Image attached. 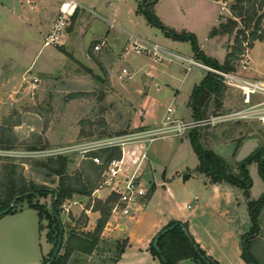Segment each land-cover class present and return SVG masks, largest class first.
Instances as JSON below:
<instances>
[{"label":"rangeland","instance_id":"1","mask_svg":"<svg viewBox=\"0 0 264 264\" xmlns=\"http://www.w3.org/2000/svg\"><path fill=\"white\" fill-rule=\"evenodd\" d=\"M5 1V7L13 6L16 9V16L31 13L25 1L22 7L18 1L12 4ZM80 1L83 9H80L71 35V44L62 46L70 53H62L58 45L45 47L44 38L36 35L34 30H23L19 22L9 17L12 14L3 9V0H0V139L7 142L2 144L3 147H12L0 148L3 150V155H0V171L3 162L14 160L28 180L51 187L57 185L51 184V179L48 180L45 172L36 164L40 158L16 155L157 128L158 124L152 123L160 121L173 98V89H179L185 77L183 72L178 76L180 82L175 85L165 72L169 70L165 69L168 62L156 61L132 49L130 35L135 33L151 43L175 50L173 45L164 40L159 29L150 26L151 35L146 30L133 26L131 12L144 0ZM159 1L158 15L163 13L167 17V10L172 7L173 1ZM176 1L184 10L191 11V20L195 21V13H199L197 0ZM57 2L61 3L62 0ZM232 2L223 3V8L230 9ZM42 7L37 6L38 11ZM219 13V8L216 7L213 15ZM221 15L220 28L223 33L228 34L231 41L240 25L232 26V19L226 11L221 12ZM198 29L200 38L196 35L197 40L203 42L209 28L205 26ZM218 30L221 31L218 27L213 30L215 36ZM107 33L109 44L104 40L98 41ZM96 45L102 46L99 54L103 65L110 72L114 86L108 76L97 68L95 61L90 70L77 63L73 57L74 55L85 61L86 51L89 47L94 49ZM180 46L178 51L183 56L192 57L191 43L182 42ZM7 55L12 60L9 61ZM153 61L159 69L155 72V80L150 81L145 88L141 76L147 73L145 68ZM196 61L203 63L197 58ZM250 64L253 68L264 71V41L255 46ZM130 67L134 69L132 79H120L122 70ZM189 75L190 83L196 75L202 76V73L192 67ZM156 82L163 86V90L157 89ZM128 85H131L132 91L125 93L133 102L123 98L119 92ZM188 87L186 84L185 88ZM185 88L180 89L176 105L180 113L178 119L182 121H188L186 110L181 108V99H185L188 94ZM142 90H145L146 96L141 95ZM225 94L228 97L222 103V108L212 110L210 116L230 114L243 107L238 91L226 87ZM144 110L147 111L146 122H150L152 126L144 125ZM194 130L199 132L197 146L225 157L234 174L239 173L237 157L246 142L256 141L258 147L264 146V126L257 121L228 120ZM188 134L190 133L181 136L159 135L152 142L128 144L124 149L127 154L126 166L120 178L131 175L144 155L139 178L142 186L149 192L146 207L141 211L135 210L134 221H131L132 218L125 221L127 218L123 220L122 217L111 216L94 253L89 256L75 253L68 264H139L140 260L137 258L142 253L152 255V240L173 221H185L186 224L182 223L188 227L192 239L199 241L205 254L210 255L217 264H248L242 255L246 239L251 259L257 264H264V209L258 216V234L253 237L255 230L248 206L249 201L258 200L264 193V181L259 175L258 163L253 162L247 166L252 180L249 198L244 190L230 183H226L230 187L227 191L224 187L216 192L204 193L201 191V183L195 178L184 182L185 175H196L200 164L196 145ZM186 135L189 142H186ZM69 158V173L73 176L89 162L79 152L69 155ZM177 173L181 174V183L168 190L162 187L166 179L177 177ZM96 187L98 189L93 197L77 199L76 205L67 202L62 207L60 221L64 224V242L70 232L68 226L78 232L92 231L96 227L97 220L91 219L88 212L96 207V199L106 200L111 192L103 185L102 178L96 183ZM220 193L223 194L222 198ZM51 202V197L39 196L32 201L33 204L44 206V214H48ZM231 204H240L241 214H236L239 210L235 211ZM245 206H248L247 211ZM29 207L28 201L20 202L16 206V212H22L0 220V264H42L52 256L58 241L55 224L52 219L47 218L42 220L40 228L37 213ZM85 212L88 219L83 217ZM124 221L127 222L125 233L119 227ZM127 233L130 247L122 256V250L129 241L126 239ZM121 256L123 259L117 262ZM156 262L161 263L157 257Z\"/></svg>","mask_w":264,"mask_h":264},{"label":"trees","instance_id":"2","mask_svg":"<svg viewBox=\"0 0 264 264\" xmlns=\"http://www.w3.org/2000/svg\"><path fill=\"white\" fill-rule=\"evenodd\" d=\"M213 1L223 3L233 1L229 9L233 17L230 23L234 27L237 25L236 20L240 23V28L236 30L234 43L229 46L228 54L223 63L206 56L201 51L197 37L194 34L186 32L178 33L166 26L154 10V6L157 4L158 0L142 2L139 6V13L146 18L150 26L159 29L166 37L174 41L190 42L196 58L201 60L204 64L225 72L234 71L236 63L240 60L244 52L247 49H252L256 42L264 41V0ZM75 17L76 15L72 18V23ZM225 91L226 87L222 81H220L216 75L207 73L203 81L198 86L194 87L190 97L189 107L193 111L194 119L202 120L208 118L211 103H214L216 108L215 111L221 109ZM198 135V130H193L190 133V139L196 145L195 150L200 161L197 172L209 176L211 182L214 184L222 182L230 183L244 190L245 195L249 198L252 180L249 176L247 166L253 162H257L259 175L264 181V146L258 147L253 154L244 161L237 162L239 173L234 174L224 157L214 151H206L202 147L197 146L196 138ZM6 143L7 142L0 139V146ZM0 148L10 149L12 147H3L2 145ZM96 155L98 154H90L89 157ZM101 155L104 157L105 163H108L112 159L120 158L122 152L119 148H110L103 150ZM86 160L89 162H87L85 168L74 174V176L69 173V164L71 162L69 156H56L37 160L36 164L38 167L45 172L48 180L51 179V181L49 180L51 184L57 185L56 187H51L47 184H38L33 180H28L23 174L20 165L16 164L14 160L3 162V167L0 171V213L5 210L9 211L3 215L1 219L5 216L18 213L16 212V206L20 202L28 201L30 203L29 208L38 213L40 228L42 220L47 218L52 219V222L55 224L58 233V241L56 242V247L50 259L44 261L42 264H48L53 259L54 252L58 246H60V250L51 264H68L75 253L87 256L92 255L112 216L111 212L117 201L116 195L111 194L103 201L96 199L97 205L91 209L92 212H98L100 214L96 227L92 231L78 232L71 228V226H68L70 232L64 242V224L60 221L62 207L76 197H93V194L98 189L96 183L101 178L103 179L105 172V166H98L91 159ZM36 196L52 198L53 205L52 208L49 209L48 214L43 213L44 206L32 203ZM16 198L17 202L15 206L11 208ZM248 206L255 230V235L253 237H255L259 229L258 216L262 209H264V193L258 200L249 201ZM83 217L88 219L86 212L83 214ZM163 232L165 233L161 235ZM158 236H160V238L157 247H155L154 240ZM156 237L151 242L150 249L152 255L159 258L162 264H178L180 261L186 259H193L202 264H217L214 260L209 258L192 239L188 233L187 226L182 222H171ZM247 243L246 239L243 244V258L248 264H257L248 254ZM123 251L124 248L122 252Z\"/></svg>","mask_w":264,"mask_h":264},{"label":"crops","instance_id":"3","mask_svg":"<svg viewBox=\"0 0 264 264\" xmlns=\"http://www.w3.org/2000/svg\"><path fill=\"white\" fill-rule=\"evenodd\" d=\"M4 1L5 0H3V9L5 8L7 12L12 14V16H9V17L14 19V21L19 22L20 25L23 26V28H22L23 30L24 29H26L27 31H31V30L33 31L34 30L35 34L36 35H41L42 38H44V36L47 34L49 29L51 28V25H52V23H53V21L55 19L56 14L59 11V7H60V2H57V0H11V1L7 0V1H5V3H9L10 2L9 4L14 3L15 1H18L19 4L21 5V7L23 6L24 1H25V3H27V5L29 6V11L31 13L29 15L20 13L18 16H16V9L13 8V6H11L9 8L5 7ZM75 1H77L79 4H82L81 3L82 1H80V0H75ZM144 1H147V0H144ZM172 1H173L172 7L169 8L167 10V13H166V16L168 17V19H167V17H165V15H163V13H162L161 16H160V14L158 15V13H159L158 12V8L160 6V1L154 6V10H155L157 16L160 19L162 18L161 21L163 20L165 23L163 21L162 22L164 24H166V26L170 27L171 29L175 30L178 33L186 32V33L194 34L195 36L197 35L198 37H199V34H198V30L199 29L198 28L207 26V28H209L208 35H206V38L204 39L203 42H201L200 40L198 41L200 49L206 56H208L210 58H213V59H216V60H219L220 62L224 61L226 56H227V54H228L229 46H231L234 43V39H235V35H236V31H235L234 39L230 41L229 37H228V34L223 33V31L220 28V26H221L220 23H221V20H222L221 16H223V15H221V12H225L226 11L227 15L229 16V18L233 20V17H232V15L230 13V10L228 8H223V5H224L223 2H217V1H213V0H197V5L196 6L199 9V13H198V15L195 13V17L194 16L193 17L196 20L194 19L195 21H192L191 20V15L192 14L190 13L191 11H189L188 9L184 10L182 5L180 6L179 5L180 3L177 2L176 0H172ZM30 2H32V3H30ZM0 4H2V3H0ZM37 6H39V8H40V6H43V7L41 9H39V11H38ZM139 6L140 5L135 7L134 11L131 12V14H132L131 15V22H132L133 26L140 27L141 29L146 30L147 32L151 33V35H152V32H151L152 30L150 29L151 28L150 25L145 20V18L139 13ZM216 7L219 8V12L220 13L217 14L216 16H214L213 14H214V11H215ZM32 12L33 13L35 12V13L33 14ZM79 14H80V10H78L76 12V14H75L76 17L74 19V22L71 24V26H70V28L68 30L69 33L67 32L64 35V37L61 39L60 44L58 45L59 46L58 49H60V51L62 53H70L69 51H66L65 48L62 47V46L63 45L70 46V44H71V35L74 32L75 25H76V23L78 21V18H79ZM234 20H236V19H234ZM236 22H237L238 25H240L238 20H236ZM217 27L221 31L219 32V30H218V33L215 36L214 33H213L214 32L213 30L216 29ZM238 28H240V26L237 27V29ZM160 33H161L162 36H164V40H166L167 43H170L171 45H173L175 47V50L172 49V48H169L167 46H161L159 44H156V45H159L161 48H163L164 50H166L168 52L183 56L178 51L179 47H181L180 45H181L182 42L174 41L171 38L166 37L161 31H160ZM153 35H155V34H153ZM108 36L109 35L107 33V34L104 35L103 39H99L98 41L104 40L107 44H109L108 43V38H109ZM155 36L158 37L157 35H155ZM130 37L132 38L133 42L135 41V39H139L141 41L151 43L147 38L141 37L140 35H137L135 33L131 34ZM258 43H260V42H256L254 44V47L249 50V58L250 59H251V56H252V52H253V50L255 49V46ZM151 44H155V43H151ZM191 51H192V57H186V56H183V57H186L188 59L196 60V58L194 57L195 55H194L192 47H191ZM99 53H100V51L96 52L94 49H91V47H89V49L85 53V61H81V60L77 59L74 55H73V57H74V59H75V61L77 63H79L83 67L88 68L90 70H92V64L95 61L97 68H99L101 72H104L108 76L109 81H111V83L113 85L110 72L103 65V62L101 60V56H100ZM148 57L153 58L151 56H148ZM6 58H8L9 61L12 60L11 56L7 55ZM164 61L168 62V64H166V68L165 69H169V70H166L165 72L167 73L169 78L173 82L176 83L175 85H177L180 82L179 79H178V76L182 75L183 72L185 73V77H184V80L181 81L179 89H175L174 90L172 88L173 92H175V93L173 94V98H172V100L170 102V105L166 108V110H165L164 114L162 115L160 121L158 120V121L152 123V124H158L157 127H159L162 124L164 116L166 115V111H167V109L169 107H172V108H174L176 110L175 117L179 118L180 113H179V109H178V107L176 105L179 102V100H178L179 97L178 96H179V93L181 92L180 89H184L186 84L189 85L188 89L185 88V90L187 89V91H188L187 93L188 94L185 97V99H183V100L181 99V103L183 101V103L181 104V108H182V110H184V109L186 110L185 114L188 117V121L194 119L193 111L189 107L190 97H191V94L193 92L194 87L198 86L203 81L205 76L207 75V72H205L203 69L195 67L198 71H200L202 73V76L196 75L195 79L193 81L191 80L192 82L189 83L188 82V80L190 79L189 72H191V68L193 66H189L187 63L181 62L179 60L169 61L168 59H166V60H163L161 62H164ZM186 65H187L188 68H186ZM124 69H126V68H124ZM145 69L147 70V73L143 74L141 76V79H142V83L144 84L145 88H147V86H148L147 84L150 81H154L155 80V76L154 75H155V72H157L159 68L157 67L156 62L153 61V63L150 64L149 66H147ZM127 70L129 71V73L131 75V79H132V76L134 74L133 73L134 69L132 67H130V69H127ZM98 71H97V73H98ZM247 76L251 77V78L262 79V78H264V71L262 72V71L257 70V69H255V68H253L251 66V69L247 73ZM119 78H120V76H119ZM155 85H157V89L159 91L163 90V86H161L157 82L155 83ZM131 91H132V87H131V85H128L127 88L122 89L119 92H120L121 95H123V98H126L129 101H132V99H130L125 93V92L129 93ZM141 95L146 96L145 90H142ZM227 97H228L227 94H225L224 98L222 99V103H225V99H227ZM214 107H215L214 103H211L210 108H209V116L212 115L213 111H215L216 108H214ZM146 115H147V111L144 112V118H143L144 119L143 120L144 125L145 126H152L151 124H149L150 122H148V123L146 122V118H145ZM148 120H149V118H148ZM189 133H191V132H189ZM188 135H190V134H188ZM185 137H186V142H189L190 140H189L188 136L186 135ZM127 146L128 145H126L124 147L125 150H126ZM124 154H125V160H126L127 159L126 158L127 154H126V152ZM142 157H143V155H142ZM142 157H141V159H140V161H139V163H138V165L136 167V169L137 168L139 169L138 173H140V169H141L140 168V166H141L140 164H141V161H142ZM189 176H190L189 180H192L193 178H195L198 182H200L201 183V191L203 190V192L207 193V194H209L212 191L213 192L219 191L222 188L224 189V187H226V191H227V188L229 187L228 184H226V182L214 184V183L211 182V179L208 176H206L205 174L198 173V172L196 173V175H192L191 174ZM180 177H181V174L177 173V177L173 176L172 178L166 179V182H164L165 185H163L162 187H166L167 190H168L169 188H171V186L176 185L178 183H181L182 181H181ZM185 181L186 180H184V182ZM222 195L223 194L220 193L221 198L223 197ZM81 198L82 197H76L72 201H69V203H71V204L73 203L74 205H76L78 203L77 199H81ZM196 200L197 201L199 200L198 197L196 198ZM230 206L235 208V211H237V209L239 210V212L236 213V214H241L242 209H241V207H239V206H241L240 204H233V205L231 204ZM247 209H248V206H245V210L246 211H247ZM141 210L142 209L137 210V211H141ZM20 212H22V211H20ZM20 212H18V213H20ZM86 212H88V211H86ZM18 213L14 214V215H11V216H15ZM88 214H89V217L91 219H94L95 221L98 220L99 217H100L98 212H88ZM37 215H38V213H37ZM134 217H135V214L133 216L124 217L123 220H125L127 218L125 221H128V218H132L131 221H134L135 220ZM38 219H39V216H38ZM125 221L123 222V224H120V226H119L123 233H125L126 230H127V225H126L127 222H125ZM182 222L185 223V221H182ZM238 222H239V220H238ZM92 225L94 226L95 223H93ZM39 227H40V219H39ZM188 233H189V229H188ZM189 235H190V233H189ZM239 236L241 237V234ZM126 239H128L129 241H128V245L126 246V248L124 249V251L122 253V256L125 255L124 252H126V250H128V248L130 247V238L128 236V233L126 234ZM196 243L200 247L201 243H199V241H197ZM201 249L203 250L204 248H201ZM206 255L209 258H211L210 255H208V254H206ZM122 256L117 260V262H119L120 260L123 259ZM137 259L140 260L138 262L139 264H159L158 262H156V257H154L153 255L149 256V254H147V253H142L139 256V258H137ZM214 261L216 262V260H214ZM115 264H117V263L115 262ZM160 264H162V263H160ZM178 264H200V262L195 261L193 259H186V260L180 261Z\"/></svg>","mask_w":264,"mask_h":264},{"label":"built area","instance_id":"4","mask_svg":"<svg viewBox=\"0 0 264 264\" xmlns=\"http://www.w3.org/2000/svg\"><path fill=\"white\" fill-rule=\"evenodd\" d=\"M80 9H83V6L75 0H63L60 3L59 11L55 16L51 28L44 36L43 43L45 47L60 44L61 39L67 33L72 24V18ZM94 49L96 52L101 51L102 46L96 45ZM132 49L139 54L151 56L157 61H163L166 59L169 61L179 60L190 66L203 69L207 73L216 75L226 87L240 93L243 107L230 114L209 116L206 119L192 121H182L176 118V110L169 107L162 124L154 129L122 134L110 138L90 140L78 145L28 151L22 155H16L21 157L45 159L56 156H69L79 152L82 154L83 159H91L96 165L105 166L103 185L110 189V195L114 194L117 197L116 204L111 213L112 216H119L122 218L133 216L136 209H144L149 194L148 190H146L141 184L138 168L135 169L131 175H127L124 179L120 178L121 174L124 173V168L126 166L124 154V147L126 145L143 141L152 142L159 135L165 136L167 134H175L181 136L194 129L215 125L216 123L228 120L244 122L257 121L264 126V78L257 79L247 76V73L251 69L248 49L236 63L234 71L230 72L213 68L194 59H188L173 54L164 50L159 45L144 42L139 39H135L132 44ZM120 79H131V75L127 69L122 70V76H120ZM110 148H119L122 155L120 158L112 159L108 163H105V159L101 154L103 150ZM4 152L8 154L7 151ZM94 153L98 155L89 157L90 154ZM0 155H3V150H0ZM143 159L144 155L142 157V160Z\"/></svg>","mask_w":264,"mask_h":264},{"label":"water","instance_id":"5","mask_svg":"<svg viewBox=\"0 0 264 264\" xmlns=\"http://www.w3.org/2000/svg\"><path fill=\"white\" fill-rule=\"evenodd\" d=\"M259 144L258 142L256 141H248L244 144V146L241 148L240 152H239V155L237 157V160L238 162H242L244 161L245 159H247L250 155L253 154V152L258 148ZM190 178L189 175H185L184 176V180H188ZM17 202V198L13 201L12 205H11V208H13L15 206ZM52 205H53V202H51L50 204V208H52ZM9 210H5L3 212L0 213V219L3 215H5L6 213H8ZM165 232H163L161 235H163ZM257 236V235H256ZM160 236L156 237L155 240H154V246L157 247V243H158V240H159ZM60 250V246H58L56 248V251L54 252V257L57 255L58 251ZM54 257L53 259L48 263V264H51L54 260Z\"/></svg>","mask_w":264,"mask_h":264}]
</instances>
